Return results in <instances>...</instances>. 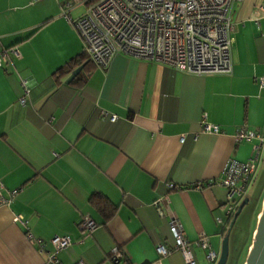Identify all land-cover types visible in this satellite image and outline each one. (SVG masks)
<instances>
[{
    "label": "crops",
    "instance_id": "obj_1",
    "mask_svg": "<svg viewBox=\"0 0 264 264\" xmlns=\"http://www.w3.org/2000/svg\"><path fill=\"white\" fill-rule=\"evenodd\" d=\"M95 1L0 0V49L18 52L0 65V192L16 189L0 205V264H50L48 240L56 234L70 240L56 251L61 264L79 258L113 264L107 257L113 247L129 264H146L158 258L157 243L172 244L170 218L187 240L205 232L218 251L215 216L225 218L226 187L212 180L228 158L250 156L255 140L235 141L239 126L264 129V88L256 82L264 74L262 0L232 4L234 31L248 26L257 41L253 53L246 45L231 48L230 74L179 71L122 53L96 67L70 22ZM66 62L82 64L68 82L69 72L52 74ZM21 77L29 88L24 104L17 101ZM203 121L219 130L202 131ZM260 171L261 202L264 154L249 188ZM93 191L116 206L112 216L105 219L90 204ZM162 195L167 209L159 215L153 201ZM83 214L96 223L93 229L79 228ZM189 248L193 264H208L204 249ZM160 260L185 264L179 249Z\"/></svg>",
    "mask_w": 264,
    "mask_h": 264
},
{
    "label": "built area",
    "instance_id": "obj_2",
    "mask_svg": "<svg viewBox=\"0 0 264 264\" xmlns=\"http://www.w3.org/2000/svg\"><path fill=\"white\" fill-rule=\"evenodd\" d=\"M234 1L96 0L87 5L82 15L70 22L82 40L85 56L99 68H105L115 53H122L159 62L179 71L195 74H230L232 70L230 14ZM257 7L264 14V0ZM10 54L18 56L17 49L15 47L0 49V65ZM256 82L260 88H264V74L257 77ZM19 83L21 94L17 101L24 104L29 93L27 79L21 77ZM102 115L107 114L104 112ZM107 117L114 120L116 115L109 114ZM204 117L203 114L202 118ZM201 130L217 132L219 128L216 124L203 121ZM234 139L235 141L254 139L255 143L246 160L228 158L220 173L212 180L213 183L226 187L225 218L215 216V221L221 224L220 232L244 198L254 178L263 153L264 129L252 130L241 125L236 129ZM179 140H182V136ZM167 185L169 188L177 187L172 183ZM15 193L16 189L8 190L7 196L0 192V205L7 204ZM153 205L158 214L163 215L167 209V196L157 197ZM13 219L24 225L26 238L32 242L34 239L21 216L14 214ZM78 225L82 230H91L96 223L88 215L83 214ZM169 231L173 239L172 244L167 246L157 243L155 251L158 258L146 264H162L160 258L170 254L173 249H179L185 264H193L190 244L204 249L208 264L215 263L218 251L211 247L205 232H200L194 240L189 241L182 236L173 218L169 221ZM37 241L39 246L42 245L39 240ZM48 241L52 250L47 253L46 262L61 264L56 251L70 244L69 237L56 234ZM107 257L113 264H129L118 247L111 248ZM72 264L86 263L79 258Z\"/></svg>",
    "mask_w": 264,
    "mask_h": 264
},
{
    "label": "rangeland",
    "instance_id": "obj_3",
    "mask_svg": "<svg viewBox=\"0 0 264 264\" xmlns=\"http://www.w3.org/2000/svg\"><path fill=\"white\" fill-rule=\"evenodd\" d=\"M255 35L254 31L248 26L242 29V33L240 31L235 32L232 27L230 32L231 48L233 51L239 52L242 46L246 45V49L253 53L257 41V36ZM262 154H264V151ZM262 172L258 173L255 182L248 189L247 202L242 206L232 226L226 231L227 255L224 264H243L247 256L257 221V217L254 220V215L258 209L260 210L262 204V201L260 202L261 184L263 182L261 178Z\"/></svg>",
    "mask_w": 264,
    "mask_h": 264
},
{
    "label": "water",
    "instance_id": "obj_4",
    "mask_svg": "<svg viewBox=\"0 0 264 264\" xmlns=\"http://www.w3.org/2000/svg\"><path fill=\"white\" fill-rule=\"evenodd\" d=\"M82 68V64L74 67L69 74L65 77L64 82L70 81ZM247 202V197H244L238 204L232 216L230 217L227 230L232 226L236 216L240 212L242 206ZM226 230V231H227ZM227 255V233H225L220 242L218 257L214 264H224ZM147 263V262H146ZM243 264H264V196L262 198V204L260 211L257 215L256 226L253 232V238L248 249L247 256Z\"/></svg>",
    "mask_w": 264,
    "mask_h": 264
},
{
    "label": "trees",
    "instance_id": "obj_5",
    "mask_svg": "<svg viewBox=\"0 0 264 264\" xmlns=\"http://www.w3.org/2000/svg\"><path fill=\"white\" fill-rule=\"evenodd\" d=\"M82 53L84 54L83 51H82ZM84 56H85V54H84ZM86 61L88 62V60H86ZM74 67H76L75 63L72 64V65H69L68 62H66L65 64H63V65L59 66L58 68H56V70L53 71L52 74H55L56 78H58V77L63 76L64 74L70 72ZM89 202L97 211H99L103 215V217L105 219L109 218L110 216H112L113 213L115 212V209H116V206L111 201H109L104 195H102L101 193L96 192V191H93L90 194ZM227 224H228V222H227ZM227 224L222 229L221 236H223L226 233Z\"/></svg>",
    "mask_w": 264,
    "mask_h": 264
}]
</instances>
